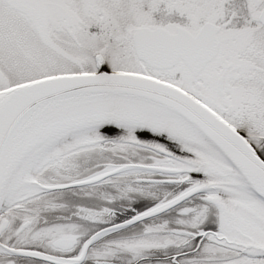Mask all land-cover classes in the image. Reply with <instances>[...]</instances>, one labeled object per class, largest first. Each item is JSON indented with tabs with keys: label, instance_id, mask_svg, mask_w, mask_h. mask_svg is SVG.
<instances>
[{
	"label": "snow or ice",
	"instance_id": "6c2138e0",
	"mask_svg": "<svg viewBox=\"0 0 264 264\" xmlns=\"http://www.w3.org/2000/svg\"><path fill=\"white\" fill-rule=\"evenodd\" d=\"M0 264H264V0H0Z\"/></svg>",
	"mask_w": 264,
	"mask_h": 264
}]
</instances>
